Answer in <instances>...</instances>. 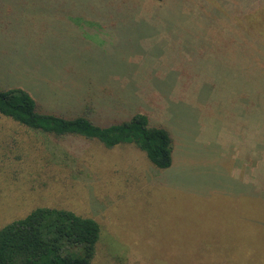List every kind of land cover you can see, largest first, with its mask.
<instances>
[{"label":"rangeland","instance_id":"rangeland-1","mask_svg":"<svg viewBox=\"0 0 264 264\" xmlns=\"http://www.w3.org/2000/svg\"><path fill=\"white\" fill-rule=\"evenodd\" d=\"M152 4L0 1L1 87L25 86L71 105L89 74L96 86L134 85L140 98L168 111L181 135L172 166L160 169L133 144L107 148L82 136L58 141L0 113V228L38 206L64 207L101 226L91 264H264V181L262 202L238 184L256 186L260 175L253 170L264 172V150L249 146L258 127L245 141L224 146L221 159L193 139L198 127L216 137L229 130V113L220 114L218 103L207 106L203 88L231 77L222 51L232 35L179 32L186 18L180 9L188 6L168 2L160 16ZM196 6L201 10L200 1ZM150 14L169 15L172 32H147ZM14 18L19 27L8 24ZM176 81L187 86V97L162 103L144 92L168 95ZM194 100L204 105L201 119L187 109Z\"/></svg>","mask_w":264,"mask_h":264},{"label":"trees","instance_id":"trees-1","mask_svg":"<svg viewBox=\"0 0 264 264\" xmlns=\"http://www.w3.org/2000/svg\"><path fill=\"white\" fill-rule=\"evenodd\" d=\"M198 1L202 11L196 6ZM168 2L176 6L183 2L188 6L182 7L186 11L180 9L186 18L179 32L193 29L232 35V41L223 42L225 49L222 51L226 71H230L231 77L226 83L212 81L213 84L203 88L207 106L218 103L220 114L223 109L229 113V130L225 136L217 133L216 137L211 128H203L202 132L198 127L193 133L195 143L207 154H218L221 159L224 158V146L231 147L235 141H245L249 130L258 127L260 132H252L254 136L249 139V146L263 152L264 0H151L153 7L160 9V16L161 10H164L162 7ZM218 6H223L221 18L225 20L222 24L221 19L218 22ZM10 13L11 10H8L7 14ZM164 17L155 18L150 14L149 20L153 23L149 28L152 31L147 32H172L176 22L171 23L169 15ZM12 23L19 27L17 19L8 21L9 25ZM193 62L198 64L196 60ZM84 82L82 95H77L76 102L71 105L60 104L56 99L50 101V97L45 99L25 86H0V113L58 141L82 136L99 140L107 148L133 144L146 154L155 167L166 169L172 166L180 148L181 135L169 124L171 115L162 110L165 109L163 106L159 109L149 98H140L143 92H133L134 85L103 83L96 86L90 80V74ZM150 89L144 92L154 94L153 99L162 103L167 102V97L170 100L187 97V86L178 81L168 95L160 89ZM135 94L140 95L136 97ZM195 102L191 101L187 109L194 111V117H199L202 113L200 108L204 105ZM97 111L103 114L104 119ZM194 119L197 121L198 118ZM226 140L232 143L222 144L221 141ZM260 170L258 167L253 170L254 174L257 172L260 175L258 185L245 184L240 180L238 184L262 202L260 189L263 188L260 187L264 172L260 173ZM243 191L239 189L236 193ZM100 235L101 226L93 217L64 207L38 206L0 228V264H91Z\"/></svg>","mask_w":264,"mask_h":264}]
</instances>
